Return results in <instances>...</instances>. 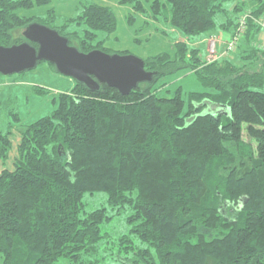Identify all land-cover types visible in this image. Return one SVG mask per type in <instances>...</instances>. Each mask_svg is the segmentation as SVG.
<instances>
[{
  "label": "trees",
  "instance_id": "trees-1",
  "mask_svg": "<svg viewBox=\"0 0 264 264\" xmlns=\"http://www.w3.org/2000/svg\"><path fill=\"white\" fill-rule=\"evenodd\" d=\"M50 1L0 0V45L26 41L24 31L38 22L82 52L114 53L99 38L117 29L110 7L85 0L62 25L54 8L25 14ZM152 7L155 21L186 39L174 38L173 54L144 59L156 73L151 82L126 95L75 82L33 123L7 113L11 121L0 128L3 264H264V48L254 20L264 0H155ZM242 12L251 17L235 52L208 61L205 46H191L232 33ZM183 71L194 73L201 91L159 93L163 78ZM96 193L106 203L89 210L85 198ZM120 217L125 231L106 232Z\"/></svg>",
  "mask_w": 264,
  "mask_h": 264
},
{
  "label": "rangeland",
  "instance_id": "rangeland-1",
  "mask_svg": "<svg viewBox=\"0 0 264 264\" xmlns=\"http://www.w3.org/2000/svg\"><path fill=\"white\" fill-rule=\"evenodd\" d=\"M83 1L85 0H51L47 5L36 6L25 14L41 16L49 9L54 8L59 16L57 25H62L66 18H74L82 11ZM88 1L108 6L116 14L117 29L108 37L103 34L99 36V38L105 39L104 47L110 52L118 54L128 52V54L138 56L141 59H147L149 56L157 55L160 52L174 53V32L153 18L152 5H154L155 0H137L142 5L140 10L137 9V2L131 0ZM71 28L76 27L72 26ZM162 29L170 31L165 34L161 32ZM176 38L186 39L182 34ZM198 40L193 41L191 46H205L207 58L209 56L207 41ZM204 53L205 50H203ZM165 82L167 84L161 87L159 93L167 96H172L173 91L179 86L186 92L202 90L201 84L191 71L175 73L160 81V83ZM34 86L45 87L50 92L45 96L38 95L33 91ZM74 86L75 80L72 77H66L56 70L54 71L49 63H41L32 71L21 74L9 76L0 74V128L6 130L8 120L11 121L7 113L11 110L18 113L22 125L33 123L34 120L50 114L55 108L52 101L53 97L61 92L71 91ZM216 107L214 105L213 109H217ZM19 141V135L15 134L14 144ZM14 154H16L15 151H13L12 156ZM85 199L88 201L89 210L96 209V207L106 203L103 194L96 193L94 197L87 195ZM126 227L127 224L123 222L122 217L114 218L105 228V231L117 236L118 232L125 231ZM0 264H3L1 257Z\"/></svg>",
  "mask_w": 264,
  "mask_h": 264
},
{
  "label": "water",
  "instance_id": "water-1",
  "mask_svg": "<svg viewBox=\"0 0 264 264\" xmlns=\"http://www.w3.org/2000/svg\"><path fill=\"white\" fill-rule=\"evenodd\" d=\"M23 34L26 41L22 43L0 45V74L32 71L46 61L60 74L72 77L92 91H99L104 83L117 88L122 95L129 94L140 83L151 82L156 74L146 71L145 60L132 54H109L102 49L82 52L57 29L38 22L31 23Z\"/></svg>",
  "mask_w": 264,
  "mask_h": 264
},
{
  "label": "built area",
  "instance_id": "built-area-1",
  "mask_svg": "<svg viewBox=\"0 0 264 264\" xmlns=\"http://www.w3.org/2000/svg\"><path fill=\"white\" fill-rule=\"evenodd\" d=\"M251 17V13L249 12H242L239 15V24L237 29L231 33L228 39L224 38L222 33H218L216 35L208 36L205 40L207 41L208 45V53L209 56L207 57L208 61L217 60L219 57H224L226 55L232 54L235 52L238 42L240 38L246 33V29L248 26V21ZM255 22L261 28V34L258 36V47L263 49L264 48V14L257 19H254ZM222 46H225L222 50Z\"/></svg>",
  "mask_w": 264,
  "mask_h": 264
},
{
  "label": "crops",
  "instance_id": "crops-1",
  "mask_svg": "<svg viewBox=\"0 0 264 264\" xmlns=\"http://www.w3.org/2000/svg\"><path fill=\"white\" fill-rule=\"evenodd\" d=\"M219 33H220V32H219ZM217 34H218V33H217ZM222 34L224 35V38H225V39H228V37L231 35V33H229V32H228V33L223 32ZM205 39H206V36H205V38H204L203 40H201V41H205ZM224 47H225V46H222L221 49L223 50Z\"/></svg>",
  "mask_w": 264,
  "mask_h": 264
}]
</instances>
